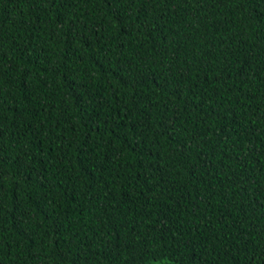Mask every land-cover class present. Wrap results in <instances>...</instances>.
I'll return each mask as SVG.
<instances>
[{
	"label": "trees",
	"instance_id": "16d2710c",
	"mask_svg": "<svg viewBox=\"0 0 264 264\" xmlns=\"http://www.w3.org/2000/svg\"><path fill=\"white\" fill-rule=\"evenodd\" d=\"M0 264H264V0H0Z\"/></svg>",
	"mask_w": 264,
	"mask_h": 264
}]
</instances>
